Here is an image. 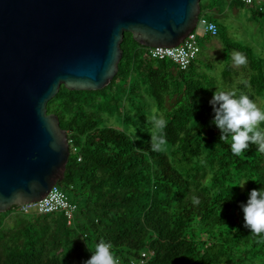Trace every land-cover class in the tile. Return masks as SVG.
Wrapping results in <instances>:
<instances>
[{
	"label": "trees",
	"instance_id": "obj_1",
	"mask_svg": "<svg viewBox=\"0 0 264 264\" xmlns=\"http://www.w3.org/2000/svg\"><path fill=\"white\" fill-rule=\"evenodd\" d=\"M217 3L202 0L200 16L214 9L221 15ZM215 22L227 54L220 76L214 62H204L208 55L184 71L145 55L147 47L126 32L108 86L62 85L47 110L68 132L71 154L61 186L79 204L75 221L17 211L10 223L17 207L0 212V264H83L99 239L112 244L121 264L139 263L143 252L148 264H264V234L245 227L240 207L250 190L264 187V154L250 144L233 156L210 103L216 90L230 88L264 106V58ZM237 52L247 61L239 68L232 65ZM147 99L163 115L164 129L146 120ZM153 135L165 138L162 151L152 150Z\"/></svg>",
	"mask_w": 264,
	"mask_h": 264
},
{
	"label": "water",
	"instance_id": "obj_2",
	"mask_svg": "<svg viewBox=\"0 0 264 264\" xmlns=\"http://www.w3.org/2000/svg\"><path fill=\"white\" fill-rule=\"evenodd\" d=\"M202 0H0V212L61 185L71 154L48 102L62 85L101 90L119 70L126 32L174 47Z\"/></svg>",
	"mask_w": 264,
	"mask_h": 264
},
{
	"label": "clouds",
	"instance_id": "obj_3",
	"mask_svg": "<svg viewBox=\"0 0 264 264\" xmlns=\"http://www.w3.org/2000/svg\"><path fill=\"white\" fill-rule=\"evenodd\" d=\"M210 28L215 30L214 26ZM233 61L237 66L247 62L246 57L239 52L233 54ZM210 103L215 109L213 122L222 131L220 140L230 137L233 156L241 155L250 144L257 145V152L264 154V106L248 94L227 89L216 90ZM151 123L154 130H162L167 126L165 119L156 114L151 117ZM151 139L152 150L162 151L166 143L165 138L153 135ZM245 184L246 182L242 181L238 185L243 188ZM192 203L198 205L199 198L194 195ZM240 207L245 227L257 236L264 234V187L250 190L247 202H242ZM91 253L90 258L83 261V264H119L112 244L105 239H99Z\"/></svg>",
	"mask_w": 264,
	"mask_h": 264
},
{
	"label": "rangeland",
	"instance_id": "obj_4",
	"mask_svg": "<svg viewBox=\"0 0 264 264\" xmlns=\"http://www.w3.org/2000/svg\"><path fill=\"white\" fill-rule=\"evenodd\" d=\"M207 0H203V2H206ZM226 6H224L221 3V0H218V7L219 12H221V15L217 16L216 11L214 10H207L206 17L213 21H218L220 24H224L227 32L230 33V38L232 40L237 42H243L248 45H252L251 47L254 49L256 53H258L261 57L264 58V16L262 17L261 13L264 11L263 9L260 10V5L254 4V5H247L239 0H225ZM198 34L201 39V48L202 51L198 55L205 54L208 55L209 60H204L206 63H210L211 61L216 64L217 70H215V74L217 76L221 75V71L223 67H225L227 63V54L225 53V47L223 46L222 42L219 40V37H211L206 35L204 27L201 25L198 28ZM147 49V48H146ZM146 49H144L146 51ZM145 53V52H144ZM196 58V59H197ZM202 61V60H198ZM232 65L236 68H239L234 61L232 60ZM230 90V88H226ZM149 100V107L148 110L145 112L147 114L146 120H151V117L154 114H157L158 109L156 107V104L151 100ZM140 101V100H139ZM142 103V101H140ZM263 106V103H258ZM139 105V102H138ZM168 106H171V103L168 102ZM136 118L141 120L139 118L138 114L135 113ZM113 117V123H116L117 115L111 116ZM163 118V115L161 116ZM123 124V122H122ZM124 125V124H123ZM135 130L136 128L133 127ZM61 189L64 190L66 193H70L68 189L61 186ZM79 200V199H78ZM80 201V200H79ZM81 202V201H80ZM11 211V210H9ZM13 213L8 218V222L11 221V218H14V215H16L18 212L17 210L13 209ZM23 214V213H21ZM11 223V222H10Z\"/></svg>",
	"mask_w": 264,
	"mask_h": 264
},
{
	"label": "built area",
	"instance_id": "obj_5",
	"mask_svg": "<svg viewBox=\"0 0 264 264\" xmlns=\"http://www.w3.org/2000/svg\"><path fill=\"white\" fill-rule=\"evenodd\" d=\"M247 5H260V10L263 9L264 0H239ZM203 26L205 33L216 37L219 34L218 24L202 15L199 17L198 24L194 31L190 32L188 36L177 46L174 47H147L145 55H148L152 59H170L176 63L182 70L186 71L190 65L196 60L198 55L201 53V39L198 34V28ZM210 26H214V31ZM79 209L78 202L71 199V197L64 190L61 189L60 185H55L50 192L41 200L32 203H26L17 207V211L23 214H27L36 211L39 214L49 213H62L68 225H72L76 218V213ZM148 252H143L142 258L139 263L132 261L131 264H148ZM119 264H121L118 258Z\"/></svg>",
	"mask_w": 264,
	"mask_h": 264
}]
</instances>
